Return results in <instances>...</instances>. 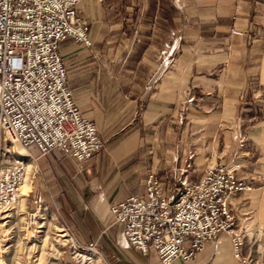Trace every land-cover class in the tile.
I'll return each instance as SVG.
<instances>
[{
  "label": "crops",
  "instance_id": "1",
  "mask_svg": "<svg viewBox=\"0 0 264 264\" xmlns=\"http://www.w3.org/2000/svg\"><path fill=\"white\" fill-rule=\"evenodd\" d=\"M79 12L93 47L60 46L76 103L98 129L150 136L154 147L143 157L122 141L86 163L30 148L27 206L44 205L81 245L96 243L105 264H162L129 244L111 207L139 196L151 169L172 186L238 163L253 189L230 199L234 230L245 237L242 256L264 264V0H81ZM231 237L173 264H241Z\"/></svg>",
  "mask_w": 264,
  "mask_h": 264
},
{
  "label": "built area",
  "instance_id": "2",
  "mask_svg": "<svg viewBox=\"0 0 264 264\" xmlns=\"http://www.w3.org/2000/svg\"><path fill=\"white\" fill-rule=\"evenodd\" d=\"M80 2L0 0V133L25 152L34 148L43 156L59 149L86 163L101 152L104 141L75 101L60 47L69 40L93 47ZM26 157L11 165L0 163V212L14 209L22 198L29 171ZM240 168L238 163L218 162L199 182L172 186L149 171L145 196L127 197L114 204L110 213L124 227L132 247L144 256L155 251L162 264L177 259L192 262L206 244L224 233L232 236L234 259L253 264L242 256L245 237L235 233L238 219L230 201L234 194L253 189L238 175ZM29 216L31 228L37 213ZM72 235L68 243L72 242L73 250L99 254L96 243L83 246ZM0 264H4L1 259Z\"/></svg>",
  "mask_w": 264,
  "mask_h": 264
},
{
  "label": "rangeland",
  "instance_id": "3",
  "mask_svg": "<svg viewBox=\"0 0 264 264\" xmlns=\"http://www.w3.org/2000/svg\"><path fill=\"white\" fill-rule=\"evenodd\" d=\"M118 130L117 127L105 125L99 127V133L104 141V148L101 151L115 152L118 149L117 145L126 141L136 147L137 155L144 157L145 153L154 147L152 145L149 147V142L152 140L146 139L150 136L140 141L138 134L134 135L129 130L116 134ZM25 154L26 152L21 150L18 143L9 142L0 133L1 165H11L15 159L22 158ZM148 163L151 169L152 161L149 160ZM145 166L146 164L144 168ZM139 196H145L144 188H140ZM28 205L21 199L14 209L0 212V259L4 264H105L101 261L99 254L88 255L73 250L72 242L68 243L71 241L68 237L71 232H68V235L63 234L69 229L65 221L59 217L57 219L53 213H46L44 205L38 211L39 213L37 210L40 205L32 202ZM32 213H37V219L32 220L34 225L29 228V215Z\"/></svg>",
  "mask_w": 264,
  "mask_h": 264
},
{
  "label": "bare ground",
  "instance_id": "4",
  "mask_svg": "<svg viewBox=\"0 0 264 264\" xmlns=\"http://www.w3.org/2000/svg\"><path fill=\"white\" fill-rule=\"evenodd\" d=\"M24 156H26V155H24ZM31 167H32V165L29 166V171H28L27 177L29 176V172H30V168H31ZM27 177H26V178H27ZM27 181H28V178H27L25 184L22 186L21 193H22L23 188H24V186L26 185ZM22 194H23V193H22ZM22 197H23V195H22ZM21 199H22V198H21ZM63 234H66V233H63ZM66 235H67V234H66ZM81 257H85V256H82V255H81ZM90 259H91V258H90Z\"/></svg>",
  "mask_w": 264,
  "mask_h": 264
}]
</instances>
